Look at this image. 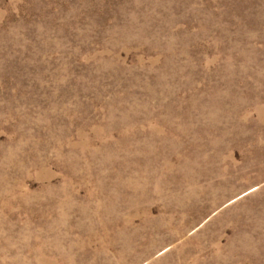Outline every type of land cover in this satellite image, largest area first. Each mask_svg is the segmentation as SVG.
Here are the masks:
<instances>
[{"label": "rangeland", "instance_id": "374dc122", "mask_svg": "<svg viewBox=\"0 0 264 264\" xmlns=\"http://www.w3.org/2000/svg\"><path fill=\"white\" fill-rule=\"evenodd\" d=\"M0 264H264V0H0Z\"/></svg>", "mask_w": 264, "mask_h": 264}]
</instances>
